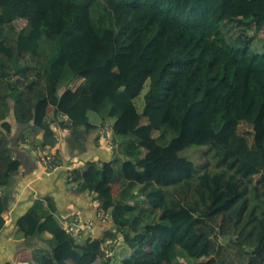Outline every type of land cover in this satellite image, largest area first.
<instances>
[{
  "label": "trees",
  "instance_id": "16d2710c",
  "mask_svg": "<svg viewBox=\"0 0 264 264\" xmlns=\"http://www.w3.org/2000/svg\"><path fill=\"white\" fill-rule=\"evenodd\" d=\"M0 1L27 21L15 33L0 13V190L10 183L11 117L43 132L44 148L58 141L57 116L75 142L109 119L119 138L111 161L68 175L111 223L80 242L51 199L35 202L17 222L26 238L51 236L33 261L264 264V0ZM242 122L253 126L251 147ZM191 148H206L200 163L184 156ZM7 210L0 197V232ZM118 239L123 250H109Z\"/></svg>",
  "mask_w": 264,
  "mask_h": 264
},
{
  "label": "crops",
  "instance_id": "0c3cea01",
  "mask_svg": "<svg viewBox=\"0 0 264 264\" xmlns=\"http://www.w3.org/2000/svg\"><path fill=\"white\" fill-rule=\"evenodd\" d=\"M53 111V108H49V119L54 117ZM55 118L56 124H52V128L58 141L54 147L45 148L42 147L43 132L30 134L12 117L7 121L11 124L9 139L13 161L6 173L10 183L0 190V197L8 199V210L3 214L6 225L0 232V264H37L33 261L34 251L50 249V234L26 238L17 224L35 202L51 199L57 208L55 218L62 227L64 220L76 215L83 220H93L98 209L96 195L78 193L68 181V175L71 170L80 169L87 162H109L113 159L119 151V138L112 129L114 120L96 124L98 127L89 132L81 129L75 142L70 130L59 125L62 121L67 123L66 118ZM43 149H51L59 155L60 168L49 170L39 161L38 153ZM104 179L107 182L112 179L109 166L104 167ZM100 226L97 224L95 227V234L103 230ZM118 241L121 240L112 241L110 245ZM57 256L60 259L59 254Z\"/></svg>",
  "mask_w": 264,
  "mask_h": 264
},
{
  "label": "rangeland",
  "instance_id": "374dc122",
  "mask_svg": "<svg viewBox=\"0 0 264 264\" xmlns=\"http://www.w3.org/2000/svg\"><path fill=\"white\" fill-rule=\"evenodd\" d=\"M0 13L6 18L9 28L15 33H19L22 29H24V27L27 24L26 19L13 6L9 5L5 1H0ZM253 35H255V28H252L248 32L247 36L244 37V41L247 42L249 40V38L252 37ZM259 36L260 37H264V28L259 33ZM147 91H148V87L146 86L145 90L143 91V93L136 100V105H137L138 110L140 112L143 111L144 104H145V94H146ZM48 114H49V112H48ZM238 134L240 136L246 138L247 143H248V145L250 147L254 144L253 136H252V134H253V126H252V124H248L247 122H242L240 124L239 129H238ZM201 149H206V148H191V149L187 150L184 153V156H186V157L188 156L190 159L196 161L197 164H198V163H200L199 156H200V154L203 151ZM43 150H45V149H43ZM43 150H41L40 152H42ZM190 150H193V151H190ZM52 153H54V151H52ZM187 153H188V155H187ZM258 180H259L258 177H254L251 180V182L253 184H256L258 182ZM120 240L121 241H118V243H116V244L114 243V244L110 245L109 250L111 248H113L114 250H121V249L123 250L124 243L122 242V239H120ZM245 250L248 253H251V254L254 253V249L246 248ZM151 253L152 254H151L150 257L151 258H156V254H157L156 251L152 250ZM109 254H110V251H109ZM122 255H124V254H122ZM181 262L183 264H192L193 261L191 262V261H189L187 259H182ZM65 264H67V263H65ZM96 264H98V262Z\"/></svg>",
  "mask_w": 264,
  "mask_h": 264
},
{
  "label": "built area",
  "instance_id": "2783aa9c",
  "mask_svg": "<svg viewBox=\"0 0 264 264\" xmlns=\"http://www.w3.org/2000/svg\"><path fill=\"white\" fill-rule=\"evenodd\" d=\"M38 159L49 170H56L61 167L59 157L55 152L52 153L51 149L40 152ZM110 223L111 217L109 212L106 213L98 208L93 220H83L79 215H76L73 218L63 221V229L67 233L73 234L78 241L84 242L88 238L94 237V229L97 224L108 225Z\"/></svg>",
  "mask_w": 264,
  "mask_h": 264
}]
</instances>
